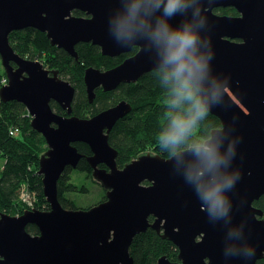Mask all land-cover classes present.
Instances as JSON below:
<instances>
[{"label": "water", "instance_id": "1", "mask_svg": "<svg viewBox=\"0 0 264 264\" xmlns=\"http://www.w3.org/2000/svg\"><path fill=\"white\" fill-rule=\"evenodd\" d=\"M117 6L118 0H0V58L7 78L0 99L23 104L30 126L49 147L37 170L49 210L16 216L0 212V264H134L129 247L147 228L177 248L176 260L162 255L156 264H256L264 257V211L253 205L264 195V0H212L210 5L205 0L209 30L201 33L211 41L213 74L229 79L227 109L215 107L210 113L224 128L233 126V139L240 138L230 170L239 169L241 179L226 194L232 225L244 222L245 238L255 249V257L247 261L225 259L223 221L209 220L193 189L173 173L169 157L146 153L118 167L117 150L108 137L130 112L129 103L121 100L90 117L71 114L74 86L58 77L57 70L20 56L8 40L11 31L31 27L75 59L78 43L118 56L133 46H120L108 31V15ZM217 7H233L238 14H217ZM74 10L87 16H75ZM142 45L138 42V50L112 68L84 69L89 103L98 88L111 91L154 71L153 56ZM51 102L66 114L55 112ZM76 142L87 144L91 154L80 153ZM81 158L107 190L106 198L88 209H67L58 199L57 181L65 167L76 168ZM29 224L38 234L26 230Z\"/></svg>", "mask_w": 264, "mask_h": 264}, {"label": "clouds", "instance_id": "2", "mask_svg": "<svg viewBox=\"0 0 264 264\" xmlns=\"http://www.w3.org/2000/svg\"><path fill=\"white\" fill-rule=\"evenodd\" d=\"M206 2L210 5L212 0ZM204 3L118 0L108 15V31L120 46L143 42L142 50L152 54L154 72L164 90V122L156 136L157 145L171 159L173 173L193 189L209 220L223 221L225 259L247 261L255 257V249L245 238L244 222L232 225L231 201L226 194L241 179L239 169L230 170L240 138H232V125L224 128L205 123L213 108L227 109L229 79L212 72L211 41L201 35L209 30ZM177 17L178 22L171 23Z\"/></svg>", "mask_w": 264, "mask_h": 264}, {"label": "trees", "instance_id": "3", "mask_svg": "<svg viewBox=\"0 0 264 264\" xmlns=\"http://www.w3.org/2000/svg\"><path fill=\"white\" fill-rule=\"evenodd\" d=\"M214 12L221 15L238 14L233 7H217ZM73 14L83 15L76 10ZM8 40L20 56L38 60L46 68L58 70L60 77L74 86L76 93L72 102L73 115L92 116L121 100L131 105L130 112L114 124L108 137L109 144L117 150L118 167L133 159L134 154L144 147L151 148L161 157H168L156 142L157 133L164 122L162 106L164 90L154 71L143 74L135 82L120 83L111 91L104 92L98 89L93 102L89 103L87 100L83 82L84 68L88 66L101 70L112 68L134 54L137 50L136 46L122 55L109 57L102 55L96 45L78 43L75 46L78 59H75L64 50L51 45L45 33L31 27L10 32ZM4 79L5 73L0 69V86L3 85ZM51 106L56 112L60 113L62 110L53 102ZM29 122L30 117L23 104L15 100L0 99V158L2 159L0 212L2 213L14 215L23 210L17 200V194L19 187L25 182L34 185L40 203H45L41 181L36 171L39 153L43 150L45 141ZM205 123L221 126L219 119L211 113ZM74 145L84 155L91 153L85 143L76 142ZM77 169L89 170L85 158L79 160ZM69 170L70 167H65L57 181L58 199L64 208L76 209L74 203L67 199L64 193L85 192L86 189L69 182ZM253 205L264 211V195L255 200ZM149 219L152 221V217ZM26 230L31 234L38 233L37 227L32 224L27 225ZM129 253L133 257L134 264H156L157 259L162 255L173 261L177 259L176 246L171 241L163 239L152 228H147L146 231L133 237ZM256 264H264V257L257 260Z\"/></svg>", "mask_w": 264, "mask_h": 264}, {"label": "rangeland", "instance_id": "4", "mask_svg": "<svg viewBox=\"0 0 264 264\" xmlns=\"http://www.w3.org/2000/svg\"><path fill=\"white\" fill-rule=\"evenodd\" d=\"M0 69L2 71H4V73H5L4 67L1 64V58H0ZM6 81H7V78H6V74H5V79L3 81V84L6 83ZM84 87H85V85H84ZM87 117H90V116H87ZM201 130H203V129H201ZM37 133H39V132H37ZM39 134L42 136L41 133H39ZM44 141H45V139H44ZM48 149H49V147L47 146V144L45 142L44 146H43V150L39 153L38 158H40V156L42 154H44ZM146 153H149L152 155L157 154L151 148L144 147L134 154L135 156L133 159L137 158L139 155H143ZM90 154H88V155H90ZM133 159H131V160H133ZM130 161H128V162H130ZM128 162H126V163H128ZM125 164H123V166ZM1 167H2V159L0 158V168ZM99 167H101V166L99 165ZM38 169H39V161L37 162L36 171ZM39 178L41 181L40 175H39ZM69 182L77 185V187H85V189H86L85 192L77 191V192H66V193H64V196L74 203L76 209H88V208L98 204L99 202L104 201L106 198L105 195H106L107 190L102 186V184L99 181H97L93 177L92 168L90 166H89L88 171H80L79 169H77V167L76 168L70 167ZM41 187H42V184H41ZM43 198H44V201L46 204L40 203L39 197L37 195V191L34 188L33 184H30V182L22 183V185L18 189L17 200H18L19 204L23 207V210H20V212H18V213L16 212L14 214V216L21 215L25 210H31V209H38V210H42V211L49 210V204L46 201L44 195H43Z\"/></svg>", "mask_w": 264, "mask_h": 264}, {"label": "flooded vegetation", "instance_id": "5", "mask_svg": "<svg viewBox=\"0 0 264 264\" xmlns=\"http://www.w3.org/2000/svg\"><path fill=\"white\" fill-rule=\"evenodd\" d=\"M75 11V10H74ZM76 11H79V10H76ZM79 12H81V14H83V15H81V16H79V17H86L87 15L84 13V12H82V11H79ZM72 14H73V12H72ZM76 16V15H75ZM134 47V46H133ZM137 47V46H136ZM59 49H61V48H59ZM100 49V48H99ZM132 49V48H131ZM130 49V50H131ZM63 50V49H62ZM137 50H138V48H137ZM136 50V51H137ZM101 52V51H100ZM129 52V51H128ZM126 53V52H125ZM122 54H124V53H121V54H119V55H122ZM133 55V54H132ZM106 56V55H105ZM131 56V55H130ZM130 56H128V57H130ZM110 57V56H109ZM115 57V56H114ZM127 58V57H126ZM124 60V59H123ZM42 63V62H41ZM43 64V63H42ZM46 68V67H45ZM46 69H49V70H56V69H50V68H46ZM57 72H58V70H57ZM58 77H60V75H59V72H58ZM98 89H101V88H98ZM97 89V90H98ZM102 90V89H101ZM75 93H76V91H75ZM53 103H55V102H53ZM56 104V103H55ZM57 105V104H56ZM52 107V106H51ZM59 107V106H58ZM60 109H61V107H59ZM53 109V108H52ZM54 110V109H53ZM55 111V110H54ZM56 112V111H55ZM63 112V113H62ZM57 113H59V112H57ZM59 114H62V115H65L66 113H65V111L62 109V110H60V113ZM101 165H103V164H101ZM100 165V166H101ZM103 167H105L104 165H103Z\"/></svg>", "mask_w": 264, "mask_h": 264}, {"label": "built area", "instance_id": "6", "mask_svg": "<svg viewBox=\"0 0 264 264\" xmlns=\"http://www.w3.org/2000/svg\"><path fill=\"white\" fill-rule=\"evenodd\" d=\"M12 133V132H11Z\"/></svg>", "mask_w": 264, "mask_h": 264}]
</instances>
